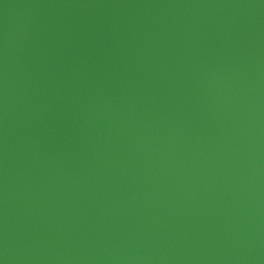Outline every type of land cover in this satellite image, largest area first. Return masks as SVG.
Returning <instances> with one entry per match:
<instances>
[{
    "label": "water",
    "instance_id": "95a60500",
    "mask_svg": "<svg viewBox=\"0 0 264 264\" xmlns=\"http://www.w3.org/2000/svg\"><path fill=\"white\" fill-rule=\"evenodd\" d=\"M0 264H264V0H0Z\"/></svg>",
    "mask_w": 264,
    "mask_h": 264
}]
</instances>
